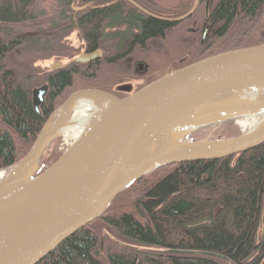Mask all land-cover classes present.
<instances>
[{"label": "trees", "instance_id": "1", "mask_svg": "<svg viewBox=\"0 0 264 264\" xmlns=\"http://www.w3.org/2000/svg\"><path fill=\"white\" fill-rule=\"evenodd\" d=\"M80 1L90 5L84 13L73 12L72 0H54L57 13L52 17L40 10L35 0H0V170L29 152L58 98L72 85L73 75L89 71L79 65L46 75L49 90L38 112L33 89L42 77L31 70L28 60L20 62L12 55L29 42L19 27H37L42 32L49 26L58 33L76 30L88 49L94 50L111 35L121 38L119 46L130 39L144 43L176 25L146 15L126 0ZM137 1L146 7L151 4L149 0ZM193 2L165 0L160 2L161 11L171 17L185 16ZM260 11H264V0H220L206 21L216 37H222L238 17L254 18ZM48 34L56 39L57 34ZM260 43H264V32L261 41L244 46ZM61 155L51 147L39 173ZM263 208L264 144L218 160L174 164L137 180L118 195L104 215L38 264H264V238H258Z\"/></svg>", "mask_w": 264, "mask_h": 264}, {"label": "water", "instance_id": "2", "mask_svg": "<svg viewBox=\"0 0 264 264\" xmlns=\"http://www.w3.org/2000/svg\"><path fill=\"white\" fill-rule=\"evenodd\" d=\"M196 7L197 3L187 16ZM102 54L99 49L65 64L55 62L48 73L72 62L98 60ZM47 91V85L33 90L38 112ZM82 100L93 102L96 110L74 138L66 139L63 130L71 125ZM256 115H264V43L205 56L127 91L124 97L95 87L73 92L46 119L29 152L0 170V264H38L155 170L218 160L261 146L264 119L252 130L240 124ZM224 123L239 124L241 129L228 137L190 139L200 129ZM59 138L71 144L39 173L49 146Z\"/></svg>", "mask_w": 264, "mask_h": 264}, {"label": "rangeland", "instance_id": "3", "mask_svg": "<svg viewBox=\"0 0 264 264\" xmlns=\"http://www.w3.org/2000/svg\"><path fill=\"white\" fill-rule=\"evenodd\" d=\"M35 3L40 10H46L50 13V16H56L57 9L55 7L57 6L54 0H35ZM196 3L197 7L193 15L191 17L189 16L178 29L172 30L166 38L153 40L144 50L140 48L136 49L135 59L142 60L147 65L146 73L143 74L146 79L158 78L165 75L169 67H171L169 71L175 70L205 56L235 47H241L249 42H257L263 39L264 11H260L254 18L238 17L228 33L222 37H212L209 31V37L205 38V41L202 42L205 37V30L201 28V25L206 16V0H203V2L194 0L192 10L195 8ZM80 8L82 7L76 3H71V9L74 13ZM19 30H22L25 35L27 34L26 36L29 37V42L25 46L15 50L12 55L15 60H19L20 62L28 60L32 65L31 70H34V72L42 77V80L34 89L47 85L44 78L46 76L45 72L49 70L50 64L55 62L65 64L69 60L75 59L80 54H83H75L77 53L76 51L74 56L70 55L73 52L71 50L73 47H83L84 44L76 30L69 33H61V31L58 33L59 31H56L57 29L49 28V26H46L42 32L37 27L35 29L19 27ZM48 32H51L52 36L57 34L56 39L51 38ZM107 50H110V48H107ZM179 59H183V62H178ZM128 63L125 61L116 64L102 62L98 68L92 69L89 73L74 74L72 85L67 87L58 98L56 108L60 107L67 97L77 90L90 87L109 89L111 85L127 77H136L133 73L134 70L128 67ZM128 84L132 86V91H135V82ZM126 86L128 85L119 86V89L125 91L124 87ZM240 129L241 126L239 124L224 123L222 125L200 129L193 133L190 139H198L209 135L228 137L237 134ZM70 144L71 140L59 138L49 146V149L51 147L54 148L55 153L60 155L63 154ZM51 163V161L48 162L47 167ZM258 238H264V208Z\"/></svg>", "mask_w": 264, "mask_h": 264}, {"label": "flooded vegetation", "instance_id": "4", "mask_svg": "<svg viewBox=\"0 0 264 264\" xmlns=\"http://www.w3.org/2000/svg\"><path fill=\"white\" fill-rule=\"evenodd\" d=\"M126 1H128V0H126ZM133 1L135 3H137L138 6H136L132 3L131 4L134 5L135 7H137L144 14H146L148 16L155 17V18L163 20V21H171L173 23H176V25L174 27L170 28L164 35H159L156 37L149 38L144 43L134 42L132 39H130L125 44H122L119 46V43L121 42V38H117V37L115 38L114 36L111 35L110 37L109 36L106 37V39L104 40V41H106L107 44L105 43L104 45L97 47L94 50H89L86 42L83 41L84 42L83 47H77V48L73 47L71 49L73 51L72 53H70L71 56H74L75 54L79 55L80 53L90 54V53H93V52L100 49L103 52L101 58L98 60H95V61L87 62V63L72 62L66 68H64V69H67V68H71L73 66H79L80 65V66H85L86 68H88L89 71H87V73H89L90 71H92V69L98 68V66L102 62H105L108 64H116V63L121 62V61L129 62L128 67L132 68L134 70L133 73L136 77H133V78L127 77L126 79L119 81L118 83H116L114 85H111L109 87V89L104 88V90L112 92L119 97H124L127 95V91L133 90L132 86L129 85L128 83L135 82L134 89L138 90L139 88L143 87L147 83L157 79V78L146 79V77L143 76V74L146 73L147 65H145L142 60L135 59L136 49L140 48V49L144 50L145 48L148 47L150 42H152L153 40L158 39V38H160V39L166 38L172 30L178 29L185 22V20L189 17V16H187L188 14L185 16H181V17H171V15H168L165 12V10L161 11L163 6L161 5L160 2L165 1V0H149V2L151 4L148 5L147 7L141 5L140 2L137 0H133ZM199 1L203 2V0H199ZM219 1L220 0H206V5H205L206 16L204 17V19L202 21V25H201V28L205 30V32H204L205 37L202 40V42L205 41V38L209 37V34H208L209 31L211 32L212 37H216L215 33L212 31L213 29L211 28L210 24L206 21V18L208 17L209 13L214 9V7L218 4ZM72 2L76 3L77 5H79L81 7L85 6L82 4V2L80 0H72ZM112 3H110V4H112ZM89 6H85L84 9H79L78 11H76V13H84L86 10H88ZM91 7H92V5H91ZM93 7H95V6H93ZM96 7H98V6H96ZM192 15H193V13L190 15V17ZM112 31H115V30L113 29ZM107 48H110V50H107ZM76 51H77V53H75ZM178 62L182 63L183 59H179ZM170 68L171 67H169V69ZM169 69H168L167 73L172 71V70L169 71ZM45 74L48 75L50 73H48V71H46ZM78 74H84V73L80 72ZM122 85H128V86L124 87L125 91H121L119 89V86L121 87ZM47 86H48V90H49V85L47 84ZM47 93H48V91H47ZM47 93H46V95H47ZM46 95H45V97H46ZM44 102H45V100H44Z\"/></svg>", "mask_w": 264, "mask_h": 264}, {"label": "bare ground", "instance_id": "5", "mask_svg": "<svg viewBox=\"0 0 264 264\" xmlns=\"http://www.w3.org/2000/svg\"><path fill=\"white\" fill-rule=\"evenodd\" d=\"M96 110V105L93 102H88L86 100H82L78 103L76 107V113L73 117L71 125L66 127L64 131V135L66 139L74 138L75 135L81 130V126L85 125L92 117V111ZM264 119V115H256L245 117L241 120L240 124L244 127H249L251 130L255 128L260 122Z\"/></svg>", "mask_w": 264, "mask_h": 264}]
</instances>
